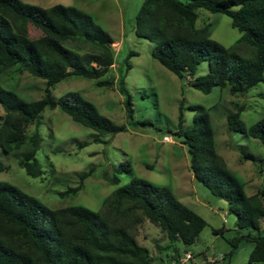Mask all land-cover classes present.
Masks as SVG:
<instances>
[{"label":"trees","instance_id":"trees-1","mask_svg":"<svg viewBox=\"0 0 264 264\" xmlns=\"http://www.w3.org/2000/svg\"><path fill=\"white\" fill-rule=\"evenodd\" d=\"M199 9L231 19L232 27L242 34L234 48L211 38V24L196 27ZM19 23L40 30L42 35L31 39L18 30ZM134 33L154 44V59L204 94L219 87L228 88L232 95H243L264 84V0H145L136 16ZM73 41L90 43L100 52L82 55L65 46ZM114 43L90 14L77 7L44 9L21 0H0V78L18 65L21 73L45 81L44 96L34 102L24 101L0 84L4 111L0 115V149L7 154L18 153L19 166L28 176L38 178L44 173L37 153L43 142L39 127L47 108H59L75 123L99 135L128 131L126 125H116L102 115L80 93L55 98L52 92L70 76L97 80L99 87L115 85L112 79L103 80L115 65ZM132 55L126 59V74L131 70ZM203 62L208 63L209 71L196 76ZM126 74L119 79V91L125 96L129 123L138 125L132 124L134 108ZM192 110L193 125L186 129L181 105L179 128L173 132L187 147L190 171L213 197L227 203L239 234L246 231L253 238L249 263H264V187L252 196L246 194L244 184L217 152L209 111L198 105ZM227 126L230 132L264 145V119L247 127L240 110L227 116ZM31 127L35 129L31 131ZM240 160L261 161L245 152H241ZM6 169L0 161V172ZM124 172H132L129 162L104 172L103 178L117 185ZM92 174L93 169L82 173L79 185L60 196L77 194ZM145 220L158 226L171 243L181 241L187 246L195 244L207 227V222L170 188L138 177L116 189L99 212L81 206L51 210L17 187L0 183V264H154L155 257L135 235ZM215 232L220 234L221 230ZM229 242L236 250L238 239Z\"/></svg>","mask_w":264,"mask_h":264},{"label":"rangeland","instance_id":"rangeland-1","mask_svg":"<svg viewBox=\"0 0 264 264\" xmlns=\"http://www.w3.org/2000/svg\"><path fill=\"white\" fill-rule=\"evenodd\" d=\"M49 9L56 5L77 7L90 14L95 22L114 39L115 65L103 78L112 79L115 85L99 87L97 80L70 76L52 90L55 98L68 92H78L98 111L116 125H126L127 132L99 135L75 123L59 108L46 109L39 132L43 142L37 159L44 171L38 178L28 176L19 166L18 153L7 154L0 149V161L7 167L0 172V183L11 184L37 198L51 210L85 207L94 212L103 209L106 200L119 187L138 177L154 185L170 188L175 196L195 211L206 222L195 244L171 243L158 226L145 220L135 235L139 244L150 250L154 264H250L254 248L252 237L246 231L239 234L236 218L230 215L208 189L198 183L190 171V159L185 145L173 132L179 128L180 107L183 105L184 127H192L193 106L205 107L210 114L219 155L230 171L244 184L245 192L252 196L264 187V145L257 139L228 130L227 116L241 110V119L251 127L264 119V84L243 95H232L228 88L215 87L209 94L194 89L186 80H180L153 58L154 44L134 33L136 16L145 0H21ZM197 28L211 24V38L226 48H234L242 34L231 25V19L205 9L197 11ZM18 30L31 39L42 32L30 25L19 23ZM65 46L82 55L99 54V49L83 41L66 42ZM131 70L126 74L129 54ZM241 55L248 58L244 52ZM13 67L0 78L1 86L27 102L42 99L45 81ZM203 62L196 76L208 73ZM126 74L125 82L132 96L134 120L127 118L125 96L119 91V79ZM0 115L4 111L0 106ZM145 124V125H144ZM35 128L31 127V131ZM171 138L165 142L164 138ZM98 138L99 141H95ZM85 146L80 148V145ZM241 152L250 153L261 161H241ZM129 162L131 173H122L120 183L112 185L104 180V172ZM93 169L84 182V188L75 195L60 196L80 183V175ZM234 222V223H233ZM221 230L220 234L215 231ZM264 235V219L261 220ZM252 235H256L253 233ZM238 239L236 250L229 241ZM233 252V253H232ZM187 253L191 255L188 260ZM264 264V263H261Z\"/></svg>","mask_w":264,"mask_h":264},{"label":"built area","instance_id":"built-area-1","mask_svg":"<svg viewBox=\"0 0 264 264\" xmlns=\"http://www.w3.org/2000/svg\"><path fill=\"white\" fill-rule=\"evenodd\" d=\"M164 141H165V142H171V138H169V137H165V138H164ZM186 259H188V260L191 259V255H190L189 253H187V258H186Z\"/></svg>","mask_w":264,"mask_h":264},{"label":"crops","instance_id":"crops-1","mask_svg":"<svg viewBox=\"0 0 264 264\" xmlns=\"http://www.w3.org/2000/svg\"><path fill=\"white\" fill-rule=\"evenodd\" d=\"M222 205H224V207H226V209H227V203L224 201V202H222ZM234 223V222H233Z\"/></svg>","mask_w":264,"mask_h":264}]
</instances>
